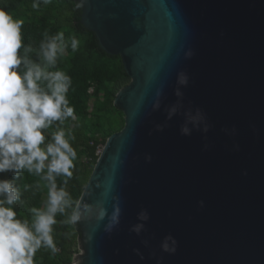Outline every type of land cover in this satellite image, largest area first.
Segmentation results:
<instances>
[{
    "label": "water",
    "instance_id": "obj_1",
    "mask_svg": "<svg viewBox=\"0 0 264 264\" xmlns=\"http://www.w3.org/2000/svg\"><path fill=\"white\" fill-rule=\"evenodd\" d=\"M80 22L131 80L114 99L125 124L78 200L93 212L78 223L73 264H264V0H85ZM180 71L183 108L168 120ZM197 107L208 132L182 135L184 110ZM101 206L120 209L111 232L108 216L95 219ZM168 234L175 253L160 247Z\"/></svg>",
    "mask_w": 264,
    "mask_h": 264
},
{
    "label": "clouds",
    "instance_id": "obj_2",
    "mask_svg": "<svg viewBox=\"0 0 264 264\" xmlns=\"http://www.w3.org/2000/svg\"><path fill=\"white\" fill-rule=\"evenodd\" d=\"M50 2L33 0L32 8L38 9L41 3L47 5ZM84 2L79 0L76 6L82 7ZM23 23L0 8V173L10 171L17 177L26 170L39 177L46 182L47 200L43 208L30 209V221L19 219L14 206L21 200L20 190L12 180L0 179V264H34V257L42 247L57 252L52 235L57 214L67 217L62 223L75 225L85 214L93 212L91 207L75 202L66 188L58 187L56 182L57 177H65L63 184L67 185L77 159V152L70 143L75 136L71 128L66 130L62 127L69 118L76 119L74 108L67 99L72 80L66 72L57 69V64L69 47L76 52L80 41L75 36L66 41L63 32L51 36L44 33L38 49H34L22 42ZM193 55L190 48L185 52L187 58ZM188 83V74L180 71L175 89L178 99L166 109L168 120L183 108L184 93L180 86ZM156 96L153 110L160 108V90ZM183 116L182 135H191L194 128L207 133L211 126L199 107L195 110L187 108ZM54 125L55 130L50 131V140L46 141L45 131L53 129ZM155 127L162 131L165 125L157 124ZM232 132H235L234 128ZM145 159L150 161L152 157L146 155ZM29 187L24 186L26 191ZM116 199L119 200L118 197ZM199 203L203 206L204 201ZM119 214L118 206L110 216L101 206L95 212V219L100 222L108 216L104 229L111 232L119 224ZM137 215L141 222L135 223L130 230L139 235L145 228L143 222L149 220V213L141 209ZM144 243L148 242L145 240ZM160 247L164 252L175 253L177 240L168 234Z\"/></svg>",
    "mask_w": 264,
    "mask_h": 264
},
{
    "label": "trees",
    "instance_id": "obj_3",
    "mask_svg": "<svg viewBox=\"0 0 264 264\" xmlns=\"http://www.w3.org/2000/svg\"><path fill=\"white\" fill-rule=\"evenodd\" d=\"M0 8L14 13L17 19L24 21L21 35L24 45L38 49L44 39V33L49 36L63 32L65 40L75 36L79 41V49L72 52L69 47L67 55L58 60L57 69L66 72L72 80L67 93L70 106L74 108L76 119L65 121L66 130L71 128L74 140L73 148L77 152L74 161V171L67 185L63 184L65 177H57L58 187H65L73 200L78 202L93 168L99 157L97 149L103 147L106 140L114 132L121 130L125 124L124 112L118 108L114 99L122 86L131 77L127 73L121 55H112L104 51L96 38V34L88 30L81 22L82 7H77L78 0H51L47 5L41 3L38 9L32 8L33 0H1ZM7 11V12H9ZM9 12V13H10ZM26 13L24 16L23 14ZM23 54V48L20 50ZM33 58L34 54H32ZM51 69V70H57ZM95 96L91 110L89 102ZM46 130V141L50 140V131ZM86 161L81 162L82 156ZM7 178L19 188L21 200L17 201L15 210L17 218L27 219L28 205L39 202L47 193L46 182L29 174L26 170L14 177L12 172L0 173V179ZM30 187L26 191L24 186ZM71 210H69L70 213ZM66 216L57 214V224L53 225V239L58 249L53 253L42 247L34 257L35 264H71L76 252L81 229L79 224L62 223ZM30 221V220H29Z\"/></svg>",
    "mask_w": 264,
    "mask_h": 264
},
{
    "label": "rangeland",
    "instance_id": "obj_4",
    "mask_svg": "<svg viewBox=\"0 0 264 264\" xmlns=\"http://www.w3.org/2000/svg\"><path fill=\"white\" fill-rule=\"evenodd\" d=\"M4 2L6 1V0H3ZM0 4H3L2 2H1V0H0ZM3 6H6V4H3ZM7 9V11H9L8 10V8H6ZM10 12V11H9ZM10 14L13 16V18L14 19H17V17L16 16H14V13L13 12H10ZM24 16L26 15V13H24L23 14ZM65 55H67V53L65 54ZM131 80V79H130ZM130 82V81H129ZM128 82V83H129ZM127 83V84H128ZM127 84H125L124 86H126ZM124 86H122V87H124ZM121 87V88H122ZM97 99V97H95V96H93L92 98H91V100H90V102H89V110H91V108H92V106H93V104H94V102H95V100ZM102 148L103 147H100V150H102ZM101 153V152H100ZM99 153V154H100ZM78 160H80L81 162H84V161H86L87 159H86V156H82L80 159H78ZM72 171H74V168L72 169ZM46 200H47V193H45L44 195H43V197H42V199L39 201V202H35V200H34V204L33 205H28V209H27V211H26V215H27V219H29V220H31V212H30V209L32 208V207H38V208H43L44 206H45V203H46ZM80 237H81V235H80ZM80 237H79V240H78V244H77V248H76V252H75V255H74V259H75V256L76 255H78V254H80L81 252H82V247H81V239H80ZM74 259H73V261H72V263L71 264H73L74 263ZM34 264H35V261H34Z\"/></svg>",
    "mask_w": 264,
    "mask_h": 264
},
{
    "label": "built area",
    "instance_id": "obj_5",
    "mask_svg": "<svg viewBox=\"0 0 264 264\" xmlns=\"http://www.w3.org/2000/svg\"><path fill=\"white\" fill-rule=\"evenodd\" d=\"M100 152H101V150H100V148H98V149H97V153H100Z\"/></svg>",
    "mask_w": 264,
    "mask_h": 264
}]
</instances>
